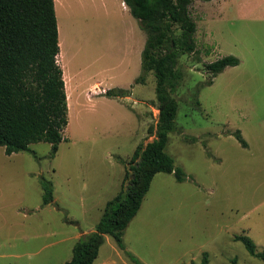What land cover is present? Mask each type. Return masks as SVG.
Instances as JSON below:
<instances>
[{
	"label": "rangeland",
	"instance_id": "374dc122",
	"mask_svg": "<svg viewBox=\"0 0 264 264\" xmlns=\"http://www.w3.org/2000/svg\"><path fill=\"white\" fill-rule=\"evenodd\" d=\"M122 1L61 0L58 59L77 84L72 94L66 75L69 125L54 157L44 142L11 156L0 147V264L70 262L76 236L95 230L100 205L118 194L122 178L129 183L136 149L156 139V79L135 83L147 34ZM216 1L191 6L198 53L181 57L183 82L173 95L177 130L166 152L186 178L156 175L124 234L142 264H201L205 253L209 264H264L235 240L248 236L264 250V0ZM226 56L240 65L207 86L205 65ZM95 76L128 94L88 98ZM42 179L54 186L48 206ZM119 253L118 264H136Z\"/></svg>",
	"mask_w": 264,
	"mask_h": 264
},
{
	"label": "trees",
	"instance_id": "16d2710c",
	"mask_svg": "<svg viewBox=\"0 0 264 264\" xmlns=\"http://www.w3.org/2000/svg\"><path fill=\"white\" fill-rule=\"evenodd\" d=\"M134 19L147 34L141 54L142 74L156 79V98L160 117L156 139L140 145L131 160L130 170L119 194L108 201L92 233L81 236L67 264H93L111 236L125 250L124 234L138 215L152 182L158 174H172L178 182L186 175L175 166L166 152L169 134L177 130L178 102L173 95L181 87L183 73L180 59L198 53L197 23L192 17L194 0H123ZM210 2L212 0H202ZM60 43L55 0H0V147L11 156L29 152L30 146L49 143L54 157L69 125V109L63 69L59 63ZM240 65L235 56H226L206 64L207 86L227 68ZM126 90L112 89L105 96L122 98ZM196 105L200 107L197 100ZM243 147L248 144L240 131L234 133ZM131 177H134L133 179ZM43 204L54 200L52 182L42 179ZM249 254L264 262V250L258 252L245 235L235 237ZM129 258L142 264L131 254ZM201 264H209L203 255Z\"/></svg>",
	"mask_w": 264,
	"mask_h": 264
},
{
	"label": "crops",
	"instance_id": "0c3cea01",
	"mask_svg": "<svg viewBox=\"0 0 264 264\" xmlns=\"http://www.w3.org/2000/svg\"><path fill=\"white\" fill-rule=\"evenodd\" d=\"M215 0H212V1H210V3H213ZM217 3L219 2V0L218 1H216ZM216 3V4H217ZM61 5V0H55V9H56V11H58L59 10V6ZM122 5H123V7L127 10V11H129V8L125 5V3H124V1H122ZM130 12V11H129ZM196 42H197V40H196ZM59 43H60V56H62L63 57V59H64V56H63V53L61 52V48L63 47V44H62V42H60V40H59ZM142 49V48H141ZM144 49V48H143ZM140 52H142V50H139ZM64 70V79H65V82H66V92H67V100H68V105H69V91H68V80H67V76L66 75H69V77L71 78V76H72V78H73V75H71L70 74V72L68 71V73L65 71V69H63ZM69 78V80H72V79H70ZM108 78V77H107ZM101 78V76H95V77H93V78H91V80L90 81H88L89 82V84H87L88 85V87H87V89H86V93H87V95H88V98H91V93L93 94V95H97V96H105V94L108 92V91H110V90H112V89H122V90H126V89H124V88H121V87H112V84L108 87L107 86V84H108V82L110 81V79L108 78ZM73 82L71 83V93L73 94V91H74V88L75 87H77V84L76 85H74V78H73V80H72ZM110 87H112V88H110ZM108 90V91H107ZM126 91H129V90H126ZM106 97V96H105ZM126 97V96H125ZM108 98V97H107ZM122 98H124V97H122ZM110 99V98H109ZM116 99H120V98H116ZM126 172V171H125ZM126 174H127V172H126ZM125 178H126V176H125ZM123 185H124V178H122V180L120 181V184H119V192L121 191V189H122V187H123ZM119 192H118V194H119ZM118 194H116V196L118 195ZM115 196V197H116ZM112 200V199H111ZM108 201H110V200H106V201H104V203H102L101 205H100V207H99V212H100V216H99V218H98V220H97V222H96V224H95V226L94 227H96V225L98 224V222L100 221V219H101V217H102V215H103V210H104V208H105V206H106V204H107V202ZM55 202V200H53V202L51 203V204H53ZM50 205V204H49ZM48 206V205H47ZM134 220V219H133ZM131 224V223H130ZM130 226V225H129ZM127 230V229H126ZM94 231V229H92V230H88V231H84V232H81V233H79L77 236H76V238L79 240L80 238H81V236H83V235H86V234H89V233H92ZM111 237V236H110ZM112 238V237H111ZM125 244V243H124ZM126 247V246H125ZM74 248V247H73ZM119 251H121V252H123V253H125V255H128V254H131V252L130 251H128L127 250V248H125V250H122L119 246H118V244L116 243V241L112 238V239H109V235H106L105 236V242H104V244L102 245V247L100 248V251H99V255H98V257H97V259L95 260V262L93 263V264H118L117 263V259L116 258H119V260L121 261V262H124V257H122L123 255H120V253H119ZM102 252L104 253V257H102V259L101 260H99V258H100V256H101V254H102ZM131 255H133V254H131ZM135 257V256H134ZM137 258V257H136ZM138 259V258H137ZM97 260H99V261H97Z\"/></svg>",
	"mask_w": 264,
	"mask_h": 264
},
{
	"label": "water",
	"instance_id": "95a60500",
	"mask_svg": "<svg viewBox=\"0 0 264 264\" xmlns=\"http://www.w3.org/2000/svg\"><path fill=\"white\" fill-rule=\"evenodd\" d=\"M132 179L134 178V177H131Z\"/></svg>",
	"mask_w": 264,
	"mask_h": 264
}]
</instances>
